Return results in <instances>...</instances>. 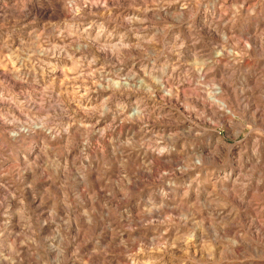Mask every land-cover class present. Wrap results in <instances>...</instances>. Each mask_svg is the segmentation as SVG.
I'll list each match as a JSON object with an SVG mask.
<instances>
[{
    "label": "rangeland",
    "instance_id": "374dc122",
    "mask_svg": "<svg viewBox=\"0 0 264 264\" xmlns=\"http://www.w3.org/2000/svg\"><path fill=\"white\" fill-rule=\"evenodd\" d=\"M0 264H264V0H0Z\"/></svg>",
    "mask_w": 264,
    "mask_h": 264
}]
</instances>
